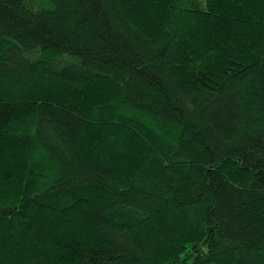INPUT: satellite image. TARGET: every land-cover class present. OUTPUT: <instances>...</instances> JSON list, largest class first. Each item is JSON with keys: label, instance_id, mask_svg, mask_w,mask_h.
<instances>
[{"label": "trees", "instance_id": "16d2710c", "mask_svg": "<svg viewBox=\"0 0 264 264\" xmlns=\"http://www.w3.org/2000/svg\"><path fill=\"white\" fill-rule=\"evenodd\" d=\"M0 264H264V0H0Z\"/></svg>", "mask_w": 264, "mask_h": 264}]
</instances>
